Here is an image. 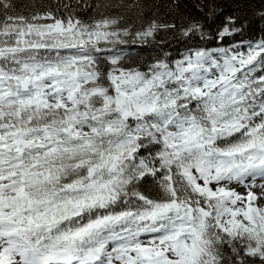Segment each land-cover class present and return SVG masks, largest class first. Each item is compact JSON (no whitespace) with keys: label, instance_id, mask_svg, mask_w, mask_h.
Instances as JSON below:
<instances>
[{"label":"snow or ice","instance_id":"snow-or-ice-1","mask_svg":"<svg viewBox=\"0 0 264 264\" xmlns=\"http://www.w3.org/2000/svg\"><path fill=\"white\" fill-rule=\"evenodd\" d=\"M102 7L0 0V264H264V38ZM161 30L217 46L126 67Z\"/></svg>","mask_w":264,"mask_h":264},{"label":"trees","instance_id":"trees-1","mask_svg":"<svg viewBox=\"0 0 264 264\" xmlns=\"http://www.w3.org/2000/svg\"><path fill=\"white\" fill-rule=\"evenodd\" d=\"M60 2L61 0H14L17 9L25 13L30 12L33 8L55 9ZM70 2L76 15L88 22L99 18L94 6L102 4L104 7L100 8L99 11H103L107 15L123 17L122 25L131 27L132 30L139 29L153 19L159 23H174L179 27L189 17H196L205 25V31L215 33L224 17L234 16L241 31L230 37L227 43L256 42L264 38V19H261L257 14L262 0H201L205 4L212 2L216 4V16L212 19H207L203 12L193 6L196 0H177L179 8L173 7V0H70ZM134 2H138L141 8L126 7V5ZM85 3L93 7H85ZM63 11L61 9V13ZM207 11L206 8L205 12ZM215 46H217L215 40H201L199 36L185 40L179 32L161 30L154 40L149 38L147 44L137 43L121 47H125L128 53L124 61L126 67H143L165 51L171 53V59H177L180 53L187 48H211ZM143 190L155 191L151 184L146 185Z\"/></svg>","mask_w":264,"mask_h":264},{"label":"rangeland","instance_id":"rangeland-1","mask_svg":"<svg viewBox=\"0 0 264 264\" xmlns=\"http://www.w3.org/2000/svg\"><path fill=\"white\" fill-rule=\"evenodd\" d=\"M256 183L259 184V183H261V181L260 180H257ZM237 190L240 191V192H242V193L245 191V189L243 187H238ZM254 191H256L257 193H259L261 191V189L260 188H256V189H254Z\"/></svg>","mask_w":264,"mask_h":264}]
</instances>
